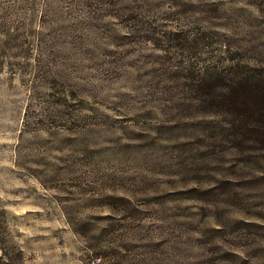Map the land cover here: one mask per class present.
<instances>
[{
	"label": "rangeland",
	"instance_id": "obj_1",
	"mask_svg": "<svg viewBox=\"0 0 264 264\" xmlns=\"http://www.w3.org/2000/svg\"><path fill=\"white\" fill-rule=\"evenodd\" d=\"M261 89L264 0H0V264H264Z\"/></svg>",
	"mask_w": 264,
	"mask_h": 264
},
{
	"label": "trees",
	"instance_id": "obj_2",
	"mask_svg": "<svg viewBox=\"0 0 264 264\" xmlns=\"http://www.w3.org/2000/svg\"><path fill=\"white\" fill-rule=\"evenodd\" d=\"M252 94H253L252 91L248 92L249 99L246 100V105H243V104L240 105V104H237L236 102L235 104H231L232 107H234V109L240 112L241 118L256 117L257 112L264 114V90L261 89L258 93L254 95ZM253 96L254 97L258 96V98H256L257 100H254V101L251 100L250 97H253Z\"/></svg>",
	"mask_w": 264,
	"mask_h": 264
}]
</instances>
